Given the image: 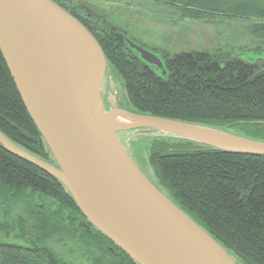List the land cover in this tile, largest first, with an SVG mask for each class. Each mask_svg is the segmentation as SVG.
<instances>
[{"label":"trees","instance_id":"obj_1","mask_svg":"<svg viewBox=\"0 0 264 264\" xmlns=\"http://www.w3.org/2000/svg\"><path fill=\"white\" fill-rule=\"evenodd\" d=\"M50 1L94 38L122 82L128 111L245 131L248 138L264 141V59L244 61L231 52L172 58L160 53L166 71L161 77L128 48L126 41L131 40L124 32L99 27L100 18L93 12L80 19L57 0ZM155 1L192 19L202 14L253 17L252 37L258 43L252 50H264L262 0ZM0 133L30 155L54 164L1 54ZM146 150L158 186L182 212L238 264H264V158L162 138L148 141ZM0 264L134 263L87 223L55 179L0 147Z\"/></svg>","mask_w":264,"mask_h":264},{"label":"water","instance_id":"obj_2","mask_svg":"<svg viewBox=\"0 0 264 264\" xmlns=\"http://www.w3.org/2000/svg\"><path fill=\"white\" fill-rule=\"evenodd\" d=\"M165 77L161 56L126 41ZM0 54L53 165L0 133V147L55 179L87 223L134 264H238L135 165L122 134L264 158V141L119 109L103 94L107 62L89 32L50 0H0Z\"/></svg>","mask_w":264,"mask_h":264},{"label":"rangeland","instance_id":"obj_3","mask_svg":"<svg viewBox=\"0 0 264 264\" xmlns=\"http://www.w3.org/2000/svg\"><path fill=\"white\" fill-rule=\"evenodd\" d=\"M57 1L80 19L85 18V12L95 13L96 18H100L99 27L103 24L115 27L124 32L129 40L157 56L160 53L172 58L181 53L231 52L244 61L264 59V50L260 53L252 50L258 43L252 37L253 17L202 14L192 19L185 17L178 8L155 0ZM103 94L106 99L111 98L119 109H128L122 82L109 65ZM232 132L241 137L249 135L245 131ZM153 138L120 135L122 145L140 172L158 185L146 162L147 143Z\"/></svg>","mask_w":264,"mask_h":264},{"label":"bare ground","instance_id":"obj_4","mask_svg":"<svg viewBox=\"0 0 264 264\" xmlns=\"http://www.w3.org/2000/svg\"><path fill=\"white\" fill-rule=\"evenodd\" d=\"M17 146V145H16ZM17 147H19V146H17ZM20 148V147H19ZM20 149H22V148H20ZM22 150H24V149H22ZM25 151V150H24ZM28 153V152H27Z\"/></svg>","mask_w":264,"mask_h":264}]
</instances>
